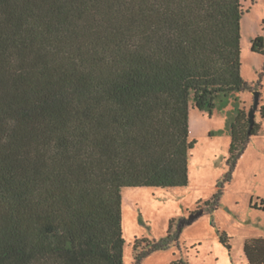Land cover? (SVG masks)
I'll return each instance as SVG.
<instances>
[{
	"label": "trees",
	"instance_id": "obj_1",
	"mask_svg": "<svg viewBox=\"0 0 264 264\" xmlns=\"http://www.w3.org/2000/svg\"><path fill=\"white\" fill-rule=\"evenodd\" d=\"M244 13L242 0H0V264H124L122 189L187 186L190 103L212 115L253 87ZM261 129L238 106L232 167ZM172 222L134 264L179 240ZM244 254L264 264V236Z\"/></svg>",
	"mask_w": 264,
	"mask_h": 264
},
{
	"label": "rangeland",
	"instance_id": "obj_2",
	"mask_svg": "<svg viewBox=\"0 0 264 264\" xmlns=\"http://www.w3.org/2000/svg\"><path fill=\"white\" fill-rule=\"evenodd\" d=\"M242 4L241 74L253 87L236 93L228 106L216 108L212 115L190 103V139L197 143L190 151L187 186L122 189L124 264L135 263L147 240L164 239L172 220V234L182 225L179 240L141 264H172L179 259L186 264H248L246 238L264 236V210L253 206L264 207V53L252 50L253 40L264 39V0ZM256 90L262 92L256 113L262 129L232 167L231 124L238 106L249 113ZM225 234L231 247L222 242Z\"/></svg>",
	"mask_w": 264,
	"mask_h": 264
},
{
	"label": "water",
	"instance_id": "obj_3",
	"mask_svg": "<svg viewBox=\"0 0 264 264\" xmlns=\"http://www.w3.org/2000/svg\"><path fill=\"white\" fill-rule=\"evenodd\" d=\"M254 103L253 106L251 107L250 111H249V118H250V124H251V128L254 126V123L256 122V113L258 111V109L260 108V103H261V96H262V92L259 90L254 91ZM200 214V212L197 215H194L192 217V220L197 217Z\"/></svg>",
	"mask_w": 264,
	"mask_h": 264
}]
</instances>
